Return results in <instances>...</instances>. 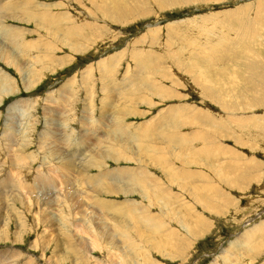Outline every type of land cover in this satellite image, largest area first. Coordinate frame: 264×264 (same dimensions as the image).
<instances>
[{
    "label": "rangeland",
    "instance_id": "1",
    "mask_svg": "<svg viewBox=\"0 0 264 264\" xmlns=\"http://www.w3.org/2000/svg\"><path fill=\"white\" fill-rule=\"evenodd\" d=\"M0 6V264H264V0Z\"/></svg>",
    "mask_w": 264,
    "mask_h": 264
},
{
    "label": "bare ground",
    "instance_id": "2",
    "mask_svg": "<svg viewBox=\"0 0 264 264\" xmlns=\"http://www.w3.org/2000/svg\"><path fill=\"white\" fill-rule=\"evenodd\" d=\"M86 2H87V1H86ZM1 3H2V2H1ZM27 4H29V2L26 1L25 5H27ZM30 4H31V2H30ZM1 5H2V4H1ZM0 7H1V6H0ZM37 7H38V6H37ZM239 7H240V6H239ZM13 9H14V8H13ZM90 9H91V8H90ZM10 10H11V9H10ZM97 10H98V9H97ZM8 12H9V11H8ZM1 13H2V12H1ZM5 14H6V13H5ZM10 15H11V14H10ZM13 15H14V14H13ZM60 19H61V18H60ZM63 19H64V18H63ZM62 21H63V20H62ZM69 22H70V21H69ZM69 24H70V23H69ZM61 26H62V25H61ZM71 27H72V26H71ZM8 29H10V28H8ZM0 31H1V30H0ZM8 31H9V30H8ZM12 32H13V31H12ZM69 32H70V31H69ZM69 32H68V33H69ZM2 33H3V32H2ZM4 33H6V32L4 31ZM10 33H11V32L9 31V34H10ZM68 33H67V35H68ZM14 34H15V32H14ZM69 35H70V34H69ZM6 36H7V35H6ZM8 36H9V35H8ZM10 37L12 38L11 41H13V40L16 41V40H15L16 38L14 37V35H12V36H10ZM6 38H8V37H6ZM8 41H9V40H8ZM17 41H19V40H17ZM25 41H26V40H25ZM8 43H9V42H8ZM15 43H16V42H15ZM15 43H14V44H15ZM27 43H29V42H26V43L24 42V45L27 44ZM12 44H13V43H12ZM21 44L23 45V43H21ZM37 44H38V43H37ZM17 45H18V44H17ZM19 45H20V44H19ZM19 45H18V46H19ZM25 46H26V45H25ZM25 46H24V47H25ZM27 46H28V48H29V45H27ZM30 46H31V44H30ZM33 46L35 47V45H33ZM19 47H20V46H19ZM40 47H41V46H40ZM30 48H31V47H30ZM30 48H29V49H30ZM32 48H33V47H32ZM35 48H36V47H35ZM16 49H17V48H16ZM18 49H19V48H18ZM26 49H27V48H26ZM19 50H20V49H19ZM22 50H23V49H22ZM31 50H32V49H31ZM3 53H4V52H3ZM3 53H2V54H3ZM53 55H54V54H53ZM4 56H5V54H4ZM4 56H3V57H4ZM37 58H38V57H37ZM4 59H5V58H4ZM8 59H9V58H8ZM65 59H66V58H65ZM6 61H7V60H6ZM34 62H35V61H34ZM34 62H32V63L34 64ZM47 62H48V61H47ZM11 65H12V64H11ZM17 65H18V64H17ZM34 65H35V64H34ZM34 65H33V66H34ZM113 66H114V65H113ZM117 66H118V65H117ZM54 70H55V69H54ZM54 70H53V71H54ZM140 70H141V69H140ZM198 71H199V70H198ZM30 72H31V71H30ZM203 73H204V72H203ZM209 73H211V72H209ZM37 74H38V73H37ZM37 74H34V73H33V74H32V77H33V75H34V78H36V77H37ZM109 74H111V72H110ZM198 75H199V74H198ZM231 76H232V75H231ZM201 77H202V75H201ZM203 77H204V75H203ZM205 78H206V77H205ZM30 83H31V82H30ZM246 84H247V83H246ZM29 85H30V84H28V86H29ZM31 86H32V85H31ZM31 86H30V87H31ZM10 89H11V88H10ZM204 89H205V88H204ZM65 91H66V90H65ZM4 92H5V90H4ZM11 92H13L12 89H11ZM205 92H206V91H205ZM2 93H3V92H2ZM12 94H13V93H12ZM62 94H63V93H62ZM3 95H4V94H3ZM6 95H7V94H6ZM92 97H93V96H92ZM1 98H2V97H0V99H1ZM115 98H116V97H115ZM25 103H27V102H25ZM25 103H24V104H25ZM29 104H30V103H29ZM29 104H28V105H29ZM69 105H70V103H69ZM225 105H226V104H225ZM29 106H30V105H29ZM29 106H27V107H29ZM104 106H106V104H105ZM11 108H13V107H11ZM51 108H52V106H51ZM55 108H56V107H55ZM90 108H91V107H90ZM227 108H228V107H227ZM104 109H105V108H104ZM111 109H112V108H111ZM13 111H14V110H13ZM85 111H86V110H85ZM9 112H11V111H9ZM89 112H90V111H89ZM115 112H116V111H115ZM24 114H25V113H24ZM62 114H63V113H62ZM67 114H69V113H67ZM69 115H70V114H69ZM116 115H117V114H116ZM9 117H10V116H9ZM89 117H90V116H89ZM55 118H56V117H55ZM66 118H67V117H66ZM112 118H113V117H112ZM112 118H111V119H112ZM49 120H50V119H49ZM80 120H81V118H80ZM84 120H85V119H84ZM104 120H105V119H104ZM117 121H118V120H117ZM195 121H196V120H195ZM63 122H66V121H63ZM99 122H100V121H99ZM205 122H206V120H205ZM51 123H52V122H51ZM113 123H114V122H113ZM101 124H102V123H101ZM84 126H85V125H84ZM51 127H52V126H51ZM115 127H116V126H115ZM214 127H215V126H214ZM6 128H7V127H6ZM87 128H89V127H87ZM48 129H49V128H48ZM52 129H53V128H52ZM52 129H51V130H52ZM126 129H129V128H126ZM126 129H125V130H126ZM222 129H223V128H222ZM56 130H57V129H56ZM59 130H60V129H59ZM90 130H91V129H90ZM154 130H155V129H154ZM48 132H49V131H48ZM48 132H47V133H48ZM54 132H55V131H54ZM155 132H156V131H155ZM50 133H51V131L49 132V134H50ZM55 133H57V132H55ZM116 133H117V132H116ZM125 133H126V132H125ZM218 133H219V132H218ZM63 134H64V133H63ZM86 134H87V131H86ZM89 134H90V133H89ZM91 134H92V133H91ZM119 134H120V133H119ZM5 135L8 136L7 134H5ZM23 135H24V134H23ZM55 135H56V134H55ZM87 135H88V134H87ZM105 135H106V134H105ZM194 135H195V134H194ZM50 136H52V135H50ZM57 136H58V135H57ZM60 136H61V135H60ZM109 136H110V135H109ZM129 136H130V135H129ZM47 137H48V136H47ZM83 137H84V135H83ZM96 137H97V136H96ZM110 137H111V136H110ZM118 137H119V136H118ZM154 137H155V136H154ZM13 138H14V137H13ZM51 138H52V137H51ZM58 138H59V137H58ZM125 138H127V137H125ZM196 138H198V136H197ZM199 138H200V137H199ZM52 139H53V138H52ZM59 139H60V138H59ZM95 139H98V138H95ZM121 139H122V138H121ZM216 139H217V138H216ZM92 140H93V139H92ZM99 140H100V139H99ZM16 141H17V140H16ZM41 141H42V140H41ZM58 141H59V140H58ZM62 141H63V140H62ZM62 141H60V142H62ZM100 141H101V140H100ZM135 141H136V140H135ZM118 142H119V141H118ZM57 143H59V142H57ZM64 143H65V142H64ZM85 143H86V142H85ZM7 144H8V143H7ZM15 144H16V143H15ZM53 144H54V143H53ZM83 144H84V143H83ZM90 144H91V143H90ZM94 144H95V143H94ZM94 144H93V145H94ZM97 144H99V143H97ZM97 144H96V145H97ZM8 145H9V144H8ZM54 145L56 146V144H54ZM54 145H52V146H54ZM60 145H63V143L60 144ZM60 145H59V147L57 146V148H60ZM65 145H66V144H65ZM85 145H86V144H85ZM91 145H92V144H91ZM119 145H121V144H119ZM12 146H13V145H12ZM15 146H16V145H15ZM55 146H54V147H55ZM63 146H64V145H63ZM4 147H5V146H4ZM7 147H8V146H7ZM54 147H53V148H54ZM61 147H62V146H61ZM87 147H88V146H87ZM93 147H94V146H93ZM114 147H115V146H114ZM116 147H117V146H116ZM65 148H66V147H65ZM89 148H90V147H89ZM158 148H159V147H158ZM13 149H14V148H13ZM68 149H69V147H68ZM70 149H72V148L70 147ZM90 149H92V148H90ZM220 149H221V148H220ZM53 150H56V147H55ZM59 150H60V149H59ZM59 150H58V151H59ZM72 150H73V149H72ZM78 150H79V149H78ZM78 150H77V151H78ZM84 150H85V149H84ZM1 151H2V149H1ZM10 151H11V150H10ZM64 151H65V150H64ZM64 151H63V153H64ZM75 151H76V150H75ZM88 151H89V150H88ZM90 151H92V150H90ZM128 152H129V151H128ZM11 153H12V152H11ZM13 153H14V152H13ZM61 153H62V151H61ZM61 153H60V154H61ZM74 153H75V152H74ZM78 153H79V152H78ZM78 153H76V154H78ZM80 153H81V152H80ZM100 153L103 154L104 151L101 150ZM5 154H6V153H5ZM60 154L58 153V155H60ZM83 154H84V153H83ZM98 154H99V153H98ZM9 155H10V154H9ZM195 155H196V154H195ZM10 156H11V155H10ZM12 156H13V155H12ZM16 156H17V155H16ZM66 156H69V155L67 154ZM70 156H71V155H70ZM76 156H77V155H76ZM76 156H75V159H76ZM81 156H82V155H81ZM81 156H80V157H81ZM84 156H85V155H84ZM114 156H115V155H114ZM131 156H132V155H131ZM175 156H176V155H175ZM7 157H8V156H7ZM14 157H15V156H14ZM80 157H79V158H80ZM190 157H191V156H190ZM2 158H3V157H2ZM25 158H26V157H25ZM82 158H83V157H82ZM122 158H123V157H122ZM57 159H58V158H57ZM59 159H60V158H59ZM66 159H67V158H66ZM72 159H73V158H72ZM96 159H97V158H96ZM185 159H186V158H185ZM4 161H5V160H4ZM58 161H59V160H58ZM58 161H57V162H58ZM64 161H65V160H64ZM100 161H101V160H100ZM61 162H62V161H61ZM186 162H188V161H186ZM190 162H191V161H190ZM1 163H2V162H1ZM17 163H18V162H17ZM72 163H73V162H72ZM29 164H30V163H29ZM60 164H61V163H60ZM70 164H71V163H70ZM188 164H189V163H188ZM0 165H1V164H0ZM61 165H62V164H61ZM72 165H73V164H72ZM10 166H11V165H10ZM23 166H24V165H23ZM1 167H2V166H1ZM47 167H48V166H47ZM73 167H74V166H73ZM86 167H87V166H86ZM86 167H85V168H86ZM17 168H18V167H17ZM50 168H51V167H50ZM61 168H62V167H61ZM79 168H80V167H79ZM54 169H55V168H54ZM67 169H68V168H67ZM69 169H70V167H69ZM82 169H83V168H82ZM82 169H81V170H82ZM75 170H76V169H75ZM75 170H74V171H75ZM125 170H126V169H125ZM20 171H21V170H20ZM20 171H19V172H20ZM22 171H23V170H22ZM22 171H21V172H22ZM27 171H28V170H27ZM53 171H54V170H53ZM67 171H69V170H67ZM67 171H66V173H67ZM121 171H124V170L121 169ZM126 171H127V170H126ZM128 171H130V170H128ZM133 171H134V170H133ZM144 171H145V170H144ZM21 172H20V173H21ZM29 172H30V171H29ZM69 172H70V171H69ZM124 172H125V171H124ZM130 172H131V171H130ZM134 172H135V171H134ZM172 172H173V171H172ZM10 173H11V172H10ZM17 173H18V170H17ZM20 173H19V174H20ZM30 173H31V172H30ZM55 173H56V172H55ZM59 173H60V172H59ZM64 173H65V172H64ZM75 173H76V172H75ZM132 173H133V172H132ZM135 173H136V172H135ZM19 174H18V175H19ZM27 174H28V173H27ZM36 174H37V173H36ZM68 174H69V173H68ZM68 174H67V175H68ZM128 174H129V173H128ZM8 175H9V174H8ZM14 175H15V173H14ZM29 175H31V174H29ZM121 175H122V174H121ZM133 175H134V173H133ZM138 175H139V174H138ZM15 176H16V175H15ZM15 176H14V177H15ZM37 176H38V175H37ZM70 176H72V175L70 174ZM73 176H74V175H73ZM103 176H106V175H103ZM123 176H124V175H123ZM128 176H129V175H128ZM9 177H10V176H9ZM18 177H19V176H18ZM25 177H26V176H25ZM100 177H101V176H100ZM124 177H125V176H124ZM136 177H137V176H136ZM84 178H85V177H84ZM89 178H90V177H89ZM98 178H99V177H98ZM129 178H130V177H129ZM175 178H176V177H175ZM21 179H22V178H21ZM48 179H49V178H48ZM87 179H88V178H87ZM94 179H95V178H94ZM126 179H127V177H126ZM131 179H132V177H131ZM40 180H42V176L40 177ZM107 180H108V179H107ZM138 180H139V179H138ZM138 180H137V181H138ZM172 180H173V179H172ZM175 180H176V179H175ZM184 180H185V179H184ZM18 181H19V180H18ZM37 181H38V180H37ZM37 181H36V182H37ZM62 181H63V180H62ZM66 181H67V180H66ZM77 181H78V179H77ZM85 181H86V180H85ZM87 181H88V180H87ZM122 181H123V180H122ZM128 181H129V180H128ZM134 181H135V180H134ZM134 181H133V182H134ZM137 181H136V182H137ZM9 182H10V180H9ZM46 182H47V180H46ZM63 182H64V181H63ZM74 182H75V181H74ZM78 182H79V181H78ZM136 182H135V184H136ZM141 182H143V181H141ZM141 182H140V183H141ZM7 183H8V182H7ZM44 183H45V182H44ZM75 183H76V182H75ZM138 183H139V181H138ZM15 184H16V183H15ZM61 184H62V183H61ZM82 184H84V183H82ZM95 184H96V183H95ZM129 184H130V183H129ZM17 185L20 186L21 184L18 183ZM34 185H36V183H35ZM69 185H70V184H69ZM124 185H125V184H124ZM130 185L133 186L132 183H131ZM139 185H140V184H138L137 187H140ZM148 185H149V184H148ZM21 186H22V188L24 187L23 185H21ZM31 186H32V185H30V187H31ZM36 186H37V185H36ZM38 186H39V185H38ZM126 186H127V185H126ZM141 186H142V185H141ZM25 187H29V186H25ZM25 187H24V188H25ZM80 187H81V186H80ZM144 187H145V186H144ZM33 188H34V186H33ZM39 188H40V187H39ZM174 188H175V187H174ZM98 189H99V188H98ZM110 189H111V188H110ZM121 189H122V188H121ZM125 189H126V187H125ZM134 189H135V188H134ZM134 189H133V190H134ZM141 189H142V188H141ZM12 190H13V189H12ZM16 190H17V189H16ZM31 190H32V189H31ZM77 190H78V189H77ZM126 190H127V189H126ZM131 190H132V189H131ZM139 190H140V189H139ZM71 191H72V189H71ZM96 191H97V190H96ZM29 192H30V191H29ZM65 192H66V191H65ZM67 192H68V191H67ZM75 192H76V191H75ZM126 192H127V191H126ZM134 192H135V191H134ZM5 193H6V192H5ZM33 193H35V192H33ZM107 193H108V192H107ZM153 193H154V192H153ZM39 195H40V194H39ZM92 195H93V194H92ZM99 195H100V194H99ZM10 196H11V195H10ZM13 196H14V195H13ZM13 196H11V198H13ZM97 196H98V195H97ZM14 197H15V196H14ZM17 197H18V196H17ZM40 197H42V196H40ZM40 197H39V199H40ZM98 197H99V196H98ZM143 197L145 198V195H143ZM0 198H1V197H0ZM6 198H7V197H6ZM36 198H37V197H36ZM74 198H75V197H74ZM79 198H80V197H79ZM89 198H90V197H89ZM9 199H10V198H9ZM64 199L66 200L65 197H64ZM13 200H14V199H11L12 202L15 201V200H14V201H13ZM37 200H38V199H37ZM37 200H36L35 202H37V203L40 202L39 200H38V201H37ZM46 200H47V199H46ZM62 200H63V199H62ZM74 200H75V199H74ZM83 200H84V199H83ZM87 200H88V199H87ZM102 200H103V199H102ZM23 201H24V200H23ZM35 202H34V203H35ZM10 203H11V202H10ZM61 203H62V202H61ZM97 203H98V202H97ZM97 203H96V204H97ZM100 203H101V201H100ZM159 203H160V201H159ZM57 204H58V203H57ZM69 204H70V203H69ZM73 204H74V203H73ZM76 204H77V206H79L78 203H76ZM76 204H74V205H76ZM89 204H90V203H89ZM103 204H104V203H103ZM103 204H102V205H103ZM105 204H106V203H105ZM108 204H109V203H108ZM113 204H114V203H113ZM139 204H140V203H139ZM47 205H48V204H47ZM97 205H99V204H97ZM106 205H107V204H106ZM109 205L111 206V204H109ZM135 205H136L135 203H129V202H128V204H126L125 206H123V207L121 208V210H122V209H123L124 211H125V210H126V211L129 210V211H127V212L130 214V216H131V215L133 216V215H134L133 213H136L135 209H137V208H135V207H138V206H135ZM25 206H26V205H25ZM36 206H38V205H36ZM67 206H68V205H67ZM103 206H104V205H103ZM116 206H117V205H116ZM163 206H164V205H163ZM165 206H166V205H165ZM40 207H41V205H40ZM50 207H51V206H50ZM65 207H66V205H65ZM75 207H76V206H75ZM82 207H83V206H82ZM88 207H89V206H88ZM101 207H102V206H101ZM68 208H69V206H68ZM68 208H67V209H68ZM99 208H100V207H99ZM104 208H105V207H104ZM110 208H111V207H110ZM162 208H163V207H162ZM165 208H166V207H165ZM165 208H164V209H165ZM167 208H168V207H167ZM11 209H12V208H11ZM72 209H73V208H72ZM95 209H96V208H95ZM97 209H98V208H97ZM102 209H103V207H102ZM147 209H148V208H147ZM149 209H150V208H149ZM35 210H36V207H35ZM38 210H39V207H38ZM38 210H36V211L38 212ZM47 210H48V209H47ZM76 210H78V209H76ZM76 210H75V211H76ZM106 210H107V209H106ZM119 210H120V208H119ZM167 210H168V209H167ZM16 211H17V210H16ZM36 211H35V212H36ZM67 211H68V210H67ZM70 211H71V210H70ZM103 211H104V210H103ZM111 211H112V210H111ZM114 211H115V210H114ZM39 212H40V211H39ZM56 212H57V211H56ZM73 212H74V211H73ZM112 212H113V211H112ZM143 212H146V211L143 210ZM0 213H1V212H0ZM8 213H9V212L7 211V214H8ZM18 213H19V212H17V214H18ZM60 213H62V212H60ZM64 213H65V212H64ZM68 213H69V211H68ZM76 213H77V211H76ZM106 213H107V212H106ZM109 213H110V212H109ZM137 213H138V212H137ZM137 213H136L135 215H137ZM44 214H45V213H44ZM47 214H48V213H47ZM129 214H128V217H130ZM35 215H36V214H35ZM75 215H76V214H75ZM117 215H120V214H117ZM138 215H139V214H138ZM144 215H145V214H144ZM21 216H22V215H21ZM37 216H38V215H37ZM52 216H53V215H52ZM92 216H93V215H92ZM139 216H140V215H139ZM45 217H46V216H45ZM75 217H76V216H75ZM77 217H78V216H77ZM77 217H76V218H77ZM140 217H141V216H140ZM16 218H17V217H16ZM18 218H19V217H18ZM23 218H24V217H23ZM36 218H37V217H36ZM47 218H48V216H47ZM85 218H86V217H85ZM120 218H123V222L126 221V218H125L123 215H122ZM132 218H133V219H137L138 223L140 222L139 220H142V219H139V220H138V216H137V218H136V217H135V218L132 217ZM19 219H21V218H19ZM41 219H42V218H41ZM49 219H50V218H49ZM147 219H148V218H147ZM43 220H44V219H43ZM51 220H52V219H51ZM77 220H78V218H77ZM3 221H5V218H4ZM8 221H9V220H8ZM22 221H23V220H21V222H22ZM44 221H45V220H44ZM44 221H43V222H44ZM131 221H132V220H131ZM133 221H134V220H133ZM6 222H7V221H6ZM17 222H18V221H17ZM19 222H20V221H19ZM38 222H40V220H39ZM45 222H46V221H45ZM45 222H44V223H45ZM76 222H77V221H76ZM76 222H75V224H76ZM134 222H135V221H134ZM145 222H146V221H145ZM158 222H159V221H158ZM2 223H3V222H2ZM41 223H42V221H41ZM83 223H84V221H83ZM260 223H261V222H260ZM22 224H23V222H22ZM22 224H21V225H22ZM42 224H43V223H42ZM131 224H132V223H131ZM43 225L46 226V224H43ZM50 225H51V224H50ZM157 225H158V224H157ZM157 225H156V226H157ZM2 226H3V225H2ZM75 226H76V225H75ZM79 226H80V224H79ZM134 226H135V225H134ZM137 226H138V225H137ZM46 227H47V226H46ZM50 227H51V226H50ZM81 227H82V225H81ZM92 227H93V226H92ZM157 227H159V226H157ZM160 227H161V226H160ZM255 227H256V226H255ZM6 228H7V227H6ZM6 228H5V229H6ZM248 228H249V227H248ZM79 229H80V228H79ZM260 229H262V227H261ZM20 230H21V228H20ZM88 230H89V229H88ZM88 230H87V231H88ZM127 230H128V229H127ZM258 230H259V229H258L257 227L254 228V232H256V231H258ZM87 231H86V232H87ZM90 231H91V230H90ZM159 231H160V230H159ZM2 232H3V230H2ZM260 232H261V230H260ZM262 232H263V231H262ZM19 233H20V232H19ZM87 233L92 234V233L89 232V231H88ZM128 233H130V232H128ZM246 233H248V232H246ZM17 234H18V233H17ZM51 234H52V233H51ZM253 234H254V233H253ZM57 235H58V234H57ZM87 235H89V234H86V236H87ZM140 235H141V234H140ZM19 236H20V234H19ZM152 236H154V235H152ZM246 236H247V238H246V242H250L251 239H252V235H251V234H246ZM67 237H68V236H67ZM87 237H88V236H87ZM91 237H92V236H91ZM94 237H95V236H94ZM95 238H96V237H95ZM262 238H263V237H262ZM20 241H21V240H20ZM50 241H51V240H50ZM89 242H90V241H89ZM150 242H151V241H150ZM99 243H100V242H99ZM147 243H148V242H147ZM253 243H254V242H253ZM34 244H35V243H34ZM50 244H51V242H50ZM151 244H152V243H151ZM257 244H258V243H257ZM155 245H156V244H155ZM155 245H154V246H155ZM46 246H47V245H45V247H46ZM252 246H253V245H252ZM33 247H36V246L34 245ZM257 247H258V246H257ZM34 249H35V248H34ZM36 249H37V248H36ZM158 249H159V248H158ZM45 250H46V249H45ZM45 250H44V251H45ZM238 250H239V249H238ZM231 251H232V250H231ZM244 251H245V250H244ZM249 251H250V250H249ZM63 252H64V251H63ZM65 252H66V251H65ZM233 252H234V251H233ZM54 253H55V252H54ZM228 254H229V252H228ZM237 254H238V253H237ZM248 254H249V253H248ZM124 255H125V254H124ZM16 256H17V255H16ZM54 256H56V255H54ZM18 257H19V256H18ZM57 257H58V255H57ZM57 257H56V258H57ZM237 257H238V256H237ZM52 259H55V258H52ZM56 260H57V259H56ZM77 260H78V259H77ZM77 260H76V261H77ZM32 261H33V260H32ZM79 261H80V260H79ZM29 262H30V261H29ZM62 262H63V261H62ZM50 263H51V262H50ZM50 263H49V264H50ZM24 264H27V263H24ZM29 264H30V263H29Z\"/></svg>",
    "mask_w": 264,
    "mask_h": 264
}]
</instances>
